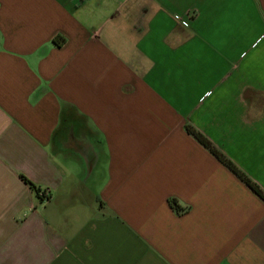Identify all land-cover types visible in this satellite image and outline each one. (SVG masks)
Returning a JSON list of instances; mask_svg holds the SVG:
<instances>
[{
    "label": "crops",
    "instance_id": "crops-1",
    "mask_svg": "<svg viewBox=\"0 0 264 264\" xmlns=\"http://www.w3.org/2000/svg\"><path fill=\"white\" fill-rule=\"evenodd\" d=\"M187 125L264 191V0H0V264H264Z\"/></svg>",
    "mask_w": 264,
    "mask_h": 264
},
{
    "label": "trees",
    "instance_id": "trees-1",
    "mask_svg": "<svg viewBox=\"0 0 264 264\" xmlns=\"http://www.w3.org/2000/svg\"><path fill=\"white\" fill-rule=\"evenodd\" d=\"M53 41L55 45L60 46L64 43V38L57 37ZM186 131L205 148H207L221 163H223L234 175H236L243 183H245V185H247L256 195L264 200V191L251 178H249V176H247L245 172L238 168L236 164H234L225 154H223L217 147H215L210 140H208L202 133H200L190 125L186 126ZM23 179L33 187V190L40 201L49 199L50 196L44 198L40 194L41 188H36L24 177ZM171 204L177 211H180V207L176 200H172Z\"/></svg>",
    "mask_w": 264,
    "mask_h": 264
},
{
    "label": "built area",
    "instance_id": "built-area-1",
    "mask_svg": "<svg viewBox=\"0 0 264 264\" xmlns=\"http://www.w3.org/2000/svg\"><path fill=\"white\" fill-rule=\"evenodd\" d=\"M40 194L45 198L50 196V190L48 188H42L40 191Z\"/></svg>",
    "mask_w": 264,
    "mask_h": 264
}]
</instances>
